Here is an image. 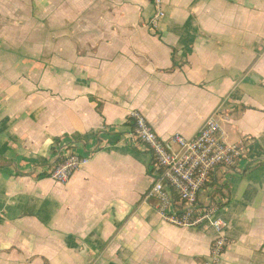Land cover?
<instances>
[{"label":"crops","instance_id":"obj_1","mask_svg":"<svg viewBox=\"0 0 264 264\" xmlns=\"http://www.w3.org/2000/svg\"><path fill=\"white\" fill-rule=\"evenodd\" d=\"M153 12L0 0V21L39 22L17 44L0 27V264H208L213 228L168 224L146 200L152 155L127 137L132 110L164 138H194L214 114L228 143L255 142L200 199L222 203L228 185L220 264H264V0H166L157 33ZM58 146L90 157L67 184L47 175Z\"/></svg>","mask_w":264,"mask_h":264},{"label":"built area","instance_id":"obj_2","mask_svg":"<svg viewBox=\"0 0 264 264\" xmlns=\"http://www.w3.org/2000/svg\"><path fill=\"white\" fill-rule=\"evenodd\" d=\"M154 12L148 27L157 33L166 18V0H150ZM133 124L127 137L133 144H141L152 155L149 171L152 185L146 200L155 201L154 209L161 219L179 228L200 227L209 224L214 239L208 264H220L229 240L228 222L222 215L219 200L202 202L210 176L217 168H232L240 160L252 159L255 142L244 138L228 143L222 127L213 114L207 118L194 138L182 134L160 136L139 110H132ZM56 163L47 175L59 184H67L75 172L89 163L88 155H80L58 146Z\"/></svg>","mask_w":264,"mask_h":264},{"label":"rangeland","instance_id":"obj_3","mask_svg":"<svg viewBox=\"0 0 264 264\" xmlns=\"http://www.w3.org/2000/svg\"><path fill=\"white\" fill-rule=\"evenodd\" d=\"M4 17H6L5 14H3ZM13 24H15V26L17 27L15 29V44H17V40H22V35L24 33H28L31 36L37 38L38 37V21H15V22H10V21H0V27L2 28V31L5 33L6 31H8V29L10 28L11 32H12V28L10 27V25L12 26ZM30 24V25H29ZM8 33V32H7ZM6 33V35H7ZM4 45L8 46V41L4 43ZM15 46V45H14ZM35 55V56H34ZM31 56L35 59L38 58V53L36 54H31Z\"/></svg>","mask_w":264,"mask_h":264},{"label":"trees","instance_id":"obj_4","mask_svg":"<svg viewBox=\"0 0 264 264\" xmlns=\"http://www.w3.org/2000/svg\"><path fill=\"white\" fill-rule=\"evenodd\" d=\"M207 184H206V186H207ZM227 188H228V185L227 184L219 185L216 188L217 195H219L221 197V199L224 200V201H225V199L228 201V195L225 192V189H227ZM224 201L222 203H219V206L220 207H222L224 205Z\"/></svg>","mask_w":264,"mask_h":264}]
</instances>
